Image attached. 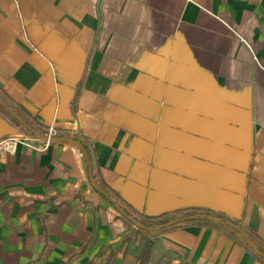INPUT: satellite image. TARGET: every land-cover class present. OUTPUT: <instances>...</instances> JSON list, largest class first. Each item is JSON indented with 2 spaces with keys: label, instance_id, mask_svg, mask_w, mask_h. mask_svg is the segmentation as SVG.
<instances>
[{
  "label": "crops",
  "instance_id": "obj_1",
  "mask_svg": "<svg viewBox=\"0 0 264 264\" xmlns=\"http://www.w3.org/2000/svg\"><path fill=\"white\" fill-rule=\"evenodd\" d=\"M1 97L59 140L11 142L0 105V264H137L148 238L147 264H264L227 223L154 224L204 207L264 241V0H0Z\"/></svg>",
  "mask_w": 264,
  "mask_h": 264
},
{
  "label": "trees",
  "instance_id": "obj_2",
  "mask_svg": "<svg viewBox=\"0 0 264 264\" xmlns=\"http://www.w3.org/2000/svg\"><path fill=\"white\" fill-rule=\"evenodd\" d=\"M2 99L6 104H8L11 108L14 109V107H12V105H10L4 98ZM82 153H83V160L85 163L87 173L97 183L96 189L102 193L108 191L105 183L100 178L99 171L95 163L93 162V156L85 145L82 146ZM121 209L125 213H128L125 208L121 207ZM175 213L176 214L179 213V215L172 216L169 219L162 218L160 220H156L154 224L158 226H167L166 224L168 223L170 227H174V226L182 225L185 222H195V223L200 224V223H204V222L211 220V218H217L224 222L229 221L230 224L228 226H230L235 232L239 233L242 239L249 240L250 242L255 244L256 249H257L255 254L264 261V241L260 239L259 237H257L256 235L246 232L241 227H239L236 223L230 220H227L222 214L216 213L212 211L211 209L204 208V207L184 208V209L175 211ZM145 227H146V224L143 223L142 229H145ZM133 233L135 234L136 231H133ZM151 243L152 241L150 238H148L145 241L143 248L141 249L139 255L137 256V264H147L149 260V256H150V251H151ZM105 264H109V260H107Z\"/></svg>",
  "mask_w": 264,
  "mask_h": 264
},
{
  "label": "built area",
  "instance_id": "obj_3",
  "mask_svg": "<svg viewBox=\"0 0 264 264\" xmlns=\"http://www.w3.org/2000/svg\"><path fill=\"white\" fill-rule=\"evenodd\" d=\"M66 140H68L69 142L75 144V145H78V143L70 138H65ZM11 142H16V141H19L25 145H29V140H34V141H37L40 143V145L38 147L40 148H44L46 147L49 143H51L52 141H56V140H59V136L57 135V133L54 131V129L49 126L47 128V132L46 134L43 136V138H39L35 135H30V136H22V137H12L9 139ZM213 221L217 222V223H220V224H230L229 221L227 222H224V221H221L217 218H211ZM244 240V239H243ZM246 243L250 246H252V243L249 241V240H245Z\"/></svg>",
  "mask_w": 264,
  "mask_h": 264
},
{
  "label": "water",
  "instance_id": "obj_4",
  "mask_svg": "<svg viewBox=\"0 0 264 264\" xmlns=\"http://www.w3.org/2000/svg\"><path fill=\"white\" fill-rule=\"evenodd\" d=\"M0 105H2L8 112L24 127L26 128L31 134L43 138V135L40 134L36 129H34L32 126H30L25 120H23L8 104H6L1 98H0Z\"/></svg>",
  "mask_w": 264,
  "mask_h": 264
}]
</instances>
